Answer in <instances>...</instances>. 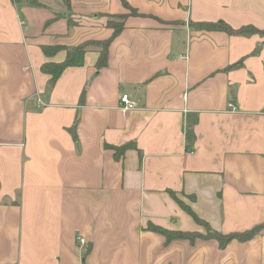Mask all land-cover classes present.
<instances>
[{"label": "crops", "instance_id": "crops-1", "mask_svg": "<svg viewBox=\"0 0 264 264\" xmlns=\"http://www.w3.org/2000/svg\"><path fill=\"white\" fill-rule=\"evenodd\" d=\"M68 1L0 0V264H264V229L223 249L146 230L205 234L168 191L223 235L264 224V35L191 27L264 32V0H124L137 15L108 65L89 49L50 88L41 66L66 53L41 46L105 40L104 16L128 15L122 0ZM124 94L137 105L126 115ZM129 142L118 161L104 147Z\"/></svg>", "mask_w": 264, "mask_h": 264}, {"label": "trees", "instance_id": "trees-1", "mask_svg": "<svg viewBox=\"0 0 264 264\" xmlns=\"http://www.w3.org/2000/svg\"><path fill=\"white\" fill-rule=\"evenodd\" d=\"M12 3L19 8L24 7V6H29V7H34V8L42 7V5L38 2V0H12ZM64 3L67 6V9L69 10V1L64 0ZM122 5H123V8L126 11H128V15H119V16L105 15L104 16V18L106 19V22L104 23L105 28L110 29L112 31V34L107 39L101 40V41H87L75 47H72L70 49L66 48L65 46H60V45L41 46V50L43 54L49 58L53 57L60 51H65L66 53L65 58L62 62L60 63L47 62L41 66V72L50 77L49 79L50 88L54 86V84L56 83V81L58 80V78L61 76V74L64 72L65 69L71 68V67H81L83 65L85 53L89 49H97L99 52V55H98V58L95 64V69L97 71L101 70L102 68L108 65V50H109L110 44L123 30L124 28L123 22L127 18V16L137 15V12L134 9H132L124 0H122ZM58 18L59 16H56L55 18H53V20L48 21L45 27H47L52 21H55ZM66 20H67L69 27H72L75 25V22L73 21L74 19L72 18V16L67 15ZM191 27L199 31L223 32L231 36L233 35L248 36L252 34L264 35V32H261L252 26H245V27H241L238 29H233L225 23H195V24H192ZM257 52H258V49L255 50L253 54H256ZM237 66L238 65L236 64L232 68L237 67ZM83 97H84V93H82L81 95V100L83 99ZM196 123H197L196 116H189L186 120L185 140L187 144V151L192 150L191 145L195 141L194 127ZM68 132L71 134L73 139H76L75 126L68 129ZM104 147L105 149L113 152V157L117 161L121 160L127 151L129 150L137 151V147L134 142H129V143H126L118 147L110 146V145H105ZM168 194L179 205V207L187 215H189L192 218V220L197 225L204 227L205 234L203 235L199 233H190V232H171V231L165 230L163 228L154 226L149 223L146 227V230L163 236L165 238L166 244H169L175 240H187L191 243H193L194 240L196 239L214 240L218 243L219 248L223 249L233 241H237L240 243L248 242L251 239H253L255 236H257L264 229V224H261L243 233H231V234L223 235L219 232L213 231L208 226L207 223L200 220L188 206H186L180 199L177 198L174 192L168 191Z\"/></svg>", "mask_w": 264, "mask_h": 264}, {"label": "built area", "instance_id": "built-area-1", "mask_svg": "<svg viewBox=\"0 0 264 264\" xmlns=\"http://www.w3.org/2000/svg\"><path fill=\"white\" fill-rule=\"evenodd\" d=\"M22 25L24 26V23ZM136 108V103L132 101L127 94H124L120 97L118 109L122 115H126L129 111L135 110ZM229 108H231L232 111H235V107H233L231 104L229 105ZM76 242L81 246H83L85 243L84 239L79 236L76 237Z\"/></svg>", "mask_w": 264, "mask_h": 264}]
</instances>
